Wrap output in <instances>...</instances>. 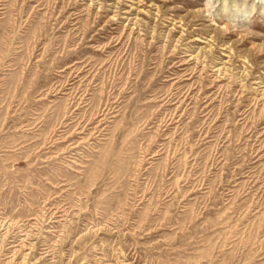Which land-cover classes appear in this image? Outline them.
I'll return each instance as SVG.
<instances>
[{
	"label": "rangeland",
	"instance_id": "374dc122",
	"mask_svg": "<svg viewBox=\"0 0 264 264\" xmlns=\"http://www.w3.org/2000/svg\"><path fill=\"white\" fill-rule=\"evenodd\" d=\"M0 264H264V0H0Z\"/></svg>",
	"mask_w": 264,
	"mask_h": 264
}]
</instances>
